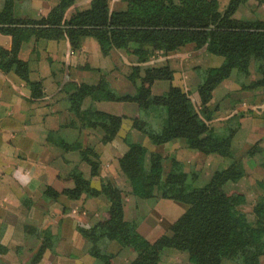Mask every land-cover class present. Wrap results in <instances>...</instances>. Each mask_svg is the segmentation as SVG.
I'll return each instance as SVG.
<instances>
[{
  "label": "trees",
  "instance_id": "trees-1",
  "mask_svg": "<svg viewBox=\"0 0 264 264\" xmlns=\"http://www.w3.org/2000/svg\"><path fill=\"white\" fill-rule=\"evenodd\" d=\"M124 1L127 2L125 10L111 11L110 0H92L88 9L74 12L68 20L57 8L40 19L18 18L6 8L0 12V32L11 35L13 45L10 50L0 47V61L13 70L25 72L28 65L19 59L22 43L32 34L38 38L45 32L68 37L73 50L80 49L87 36L97 39L103 54H108L114 48L132 49L141 64L150 60L153 50H168L171 45L180 47L193 42L197 49L206 48L225 59L221 66L204 70L198 86L203 104L211 102L214 89L233 72L236 77L238 75L239 81L249 76L251 64H254L264 84V23L229 18L236 1L245 3L248 0H231L225 13L220 11L219 0ZM149 47H153V50H149ZM173 76L174 70L168 65H135L129 76L137 86L134 95L120 94L106 78L97 84L70 82L65 90L68 111L74 116L72 125L69 123L68 126L96 129L102 133V142L107 143L117 136L121 118L100 111L96 103L136 100L143 112L135 126L154 144L183 138L193 149L234 158L232 142L241 128L243 113L233 115L223 126L212 127L200 116L188 93L179 86L171 85L168 91L160 95L142 98L145 85L158 79L171 80ZM29 84L34 99L43 96L41 81H30ZM245 84L243 87H246ZM87 98L92 103L85 108ZM57 135L55 131H50L48 139L65 149L81 150L82 158L92 166V174H98V162L92 159V156H98L92 146L83 147V142L72 145L64 140L59 144ZM126 140L129 150L120 159V164L130 180L133 193L142 198L161 196L189 205L179 220L180 224L181 221L184 223L172 237L152 244L139 232L137 222L124 219L120 190L109 181L103 182L101 189H96L81 171L76 170L71 176L75 180V187L62 193L72 199L84 193L91 196L105 194L112 204L111 217L104 223L90 229L79 227L85 238L116 240L121 246H130L140 252V258L128 264H146L159 256V251L170 246L188 251L194 264H222L225 259L237 264H262L264 198L255 203L254 220L250 221L240 209L246 203L245 196L240 193L227 195L220 189L228 178L243 177L244 169L240 161L234 159L219 176L204 186H198L194 179L197 177L178 167L176 161L163 179L164 156L151 152V163L147 165L150 151L144 144L134 142L131 136ZM60 194L52 187L45 190V195L52 198ZM112 258L113 255L108 253L102 255L101 264H111Z\"/></svg>",
  "mask_w": 264,
  "mask_h": 264
},
{
  "label": "crops",
  "instance_id": "crops-1",
  "mask_svg": "<svg viewBox=\"0 0 264 264\" xmlns=\"http://www.w3.org/2000/svg\"><path fill=\"white\" fill-rule=\"evenodd\" d=\"M91 2L92 0H0V12L9 8L18 18L40 19L47 17L52 9L57 8L68 20L74 12L88 9ZM261 2L264 7V0ZM247 6L248 4L243 5L242 8L241 5L233 18L238 21L249 18L248 11L244 10ZM110 8L125 9L127 2L110 0ZM254 12L251 19L264 21V16ZM12 45L13 37L0 32V47L10 50ZM186 46H180L167 53L157 51L148 62L141 64L132 49L114 48L108 54H103L97 39L87 36L81 48L73 50L68 37L45 32L38 38L31 36L24 41L19 59L28 65L25 72L13 70L0 61V264H99L96 254L92 255V251L87 249L88 246L92 248V245H88L87 239L79 231V226L89 227L99 221L102 215L103 218L106 217L104 212H97L106 211L109 203L104 197L82 196L80 199H71L62 193L65 189L73 187L75 182L65 175L67 167L61 148L48 139L50 131L59 130L60 116L68 107L65 86L70 82L86 81L93 70L97 73L105 72L107 77L116 76L117 82L119 75L115 73L135 65H169L175 69L176 77L183 67H186L187 62L192 60L191 57L187 58L189 50L185 49ZM199 52L201 54L194 55L193 58L207 57L210 60L209 66H221L224 62L223 57L209 53L206 49ZM93 80L91 78V81ZM30 81L42 82V97H32ZM111 81L112 85L113 79ZM174 82L183 87L180 79ZM232 84V90H240L241 86L235 78ZM258 91L260 96L246 101L245 107L241 108L249 112L243 117L242 126L234 139L237 140L241 135L244 137L243 143L247 146L259 143L258 154L251 156L244 163L247 172L243 180L244 183L256 187L259 197L262 198L264 90ZM88 103L87 99L85 104ZM109 104L117 103L100 101L97 102V107H106ZM124 126L125 123L117 139L97 147L102 166L100 175L92 180L96 187L100 186L103 178L116 179L120 176L118 159L127 150L121 137ZM59 133L68 139L79 135L77 129L70 127H62ZM83 137L87 139L88 136ZM181 147L183 148V145L179 140H173L159 146L152 145L149 150L163 153L177 151ZM251 169L254 170L253 174ZM231 180L239 184L238 179ZM48 187L61 194L57 198L45 195ZM170 201H157L147 218L141 217L139 230L148 240L153 242L160 235L146 234L142 229L143 225L157 212L164 213L165 217L171 216L169 208L174 201ZM88 215L90 216L87 217ZM117 246L114 242L111 243L110 251L113 252ZM261 263L264 264V255L261 257ZM223 264L237 263L226 259Z\"/></svg>",
  "mask_w": 264,
  "mask_h": 264
},
{
  "label": "rangeland",
  "instance_id": "rangeland-1",
  "mask_svg": "<svg viewBox=\"0 0 264 264\" xmlns=\"http://www.w3.org/2000/svg\"><path fill=\"white\" fill-rule=\"evenodd\" d=\"M230 1L231 0H228V1L219 0V6H220L221 12L223 13L226 12L230 4ZM261 1L263 0H248L245 3L236 1L231 12L229 13V18H231L234 21H238L233 18V15L235 13H236L235 15H237V9L241 7V5L243 8V5L248 4L247 6L248 8L246 7V9L244 8V10L248 11L247 13H248L249 18L243 19V20L264 23V21H261V20L259 21V20L251 19L252 17H254V13H255L254 11H256L259 15L264 16V7L262 6ZM114 9L116 10V8ZM125 9H120V10H125ZM111 11L113 10L111 9ZM239 21H242V20H239ZM31 36H35V35L32 34ZM31 36H29L28 38H30ZM186 45H184L186 46L185 49L189 50L187 58L188 59L192 58L191 62L190 61L187 62L188 64L186 65V67H183L184 69H182L177 74L176 77H175V69H173L170 66L174 70L173 79L171 80L158 79V80H155L151 84L145 85L142 90V98H147L150 95H160L168 91L171 85L178 86L175 84L174 81H178L180 79L183 87L181 86L179 87H181L185 92L188 93V95L191 97L192 101L194 102L200 116L203 119H205L209 123L210 126L212 127L223 126L226 120H228L230 117H232L235 114L238 115V114L243 113V116H245L246 113H248L249 111L245 112L241 110V108L245 107L244 103L246 101H251L253 97L256 98L260 96V93L258 90H261V89L264 90L263 78L261 79V76L256 72L254 64H251L250 75L243 77L241 81H239L238 75L236 77L235 72H233L228 78L223 80L214 89L213 98L211 102L205 105L202 103L201 96L198 92V86L203 79L204 70L206 68L214 67V66H209L210 60L207 57L198 56V58L197 57L193 58L194 55L201 54L199 50L206 49V48L197 49L196 44L193 42L188 43ZM175 49H178V47L175 45L173 46L171 45L170 48H168V50H165V49L153 50V47H149V50H153L152 56L156 55L157 51L158 52L162 51L164 53H167L168 51L175 50ZM192 51H195V52H192ZM206 51L208 50L206 49ZM143 67H146V66H143ZM154 67H157V66H154ZM199 68L200 70L198 72ZM89 69L91 68L89 67ZM132 73H133V67L132 68L130 67V69L123 68V71H120V73H115L116 75L117 74L119 75L117 82H115L116 76H114L113 78H111L112 76L107 77V74L105 72L97 73L96 71L93 70V72L89 73V75L94 80L91 81V78L87 77L89 79H87L86 81H81V82L97 84L99 81H101L104 78H106V80L111 78L113 79V83H112L113 88H115L120 94L129 93L131 95H134L137 91V86L135 82L132 81L131 78L129 77ZM197 73H199V75H197ZM234 78L236 82L239 83V85L241 86L240 90H232V85H233L232 83L234 82ZM111 79L108 80L109 83L112 82ZM244 82L246 83L245 84L246 87H243ZM195 89L197 90L195 91ZM87 99L89 103L88 104L84 103L85 108L89 107L90 104L92 103L90 98H87ZM109 102H116L117 104H109V106H106V107L102 105L100 106V108H98L97 103H96V107L100 111L108 112L110 114L120 116L121 128H123V124L125 123L124 130H123L124 132L122 133V136H121L124 144L127 147V150L125 151V153L129 150V144L126 140V138L129 136L132 137L134 142H137V143L140 142L144 144V146L148 150H149V147H151L152 145L159 146V144L158 145L154 144V142L151 140L149 136L144 135L142 134V132L137 130L135 126L137 122L139 121V119H141V111L143 112V109L140 106L139 101L125 100V101H109ZM68 107H69V103H68ZM68 107L67 109L63 111L64 114L60 116L59 130L62 127L75 128L78 130L79 135H76L74 139H68L66 136L61 135V133H59V130H56L55 132L58 134L56 139H58L59 144L60 142H62V140H64L66 142H69V144H72V145L78 144L79 142H83V147L92 146L94 148L93 152L96 153L98 156V157L92 156V159L98 162L99 172L98 174H92V166L88 161L82 158L81 150L74 149V148L65 149V147L60 144L58 146L62 150V157L64 158L66 162V167H67L66 168L67 173L65 174L66 177H68V179H71L75 182V180L71 177L72 173L76 170L81 171L84 174L85 178L89 179L91 181V185L96 189H101L103 182H108V181L111 182V184L115 188L120 190L121 197H122V203H123V209H124V219L129 222H133V221L137 222L138 230H139V224L142 222L141 217L148 216L147 214H149L151 210L155 208L157 201L162 200L164 198H160L161 196H158L159 198H142L133 193L130 180L128 176L126 175V173L121 168V164H120V159L124 156L125 153L118 159L120 176H118L116 179L109 178V177L103 178L101 179V183L99 187L94 186L92 180L94 179L95 176L100 175L101 166H102L101 155L98 153L97 147L98 145H102V144L105 145V144L113 142L115 139L118 138L119 134H117V136L113 140L107 143H103L101 140L102 133H100L96 129H92V128L81 129L78 126L77 127L68 126L69 123L70 124L72 123L73 116H74L73 113L68 111ZM112 111L117 112V113H113ZM242 119H241V126H242ZM128 125H129V129H128ZM85 135L88 136L87 139L83 137ZM243 138H244L243 136L239 135L238 139L236 138L237 140L233 139L232 152L234 154V158L225 157L218 153H205V152L191 148L190 145L188 144L189 142L183 138L175 139L177 141L179 140L182 143L183 148L181 147L177 151H173V152L169 151V152H163V153L155 150V152L161 153L164 156L163 179H165L167 175L170 173L172 166H173V162L176 161V164L178 167L182 168L183 170H185L186 172L190 174H194V176L197 177V178H194L196 185L204 186L205 184L210 182L213 178L219 176L223 172V170L227 169L232 164L233 160L236 159L242 163V166L244 169L243 177L238 178V180L239 181L241 180V181L240 182L238 181L239 184H236L237 182L235 183L233 180H231V178H235V179L237 178L230 177L221 184L220 189L227 195H231L233 193L243 194L245 196L246 203L241 205L240 209L248 215L250 221H253L254 220V213H253L254 205L256 202L261 200V197H259L260 195L256 187L248 183H244L245 180H243V178L244 176H246L245 174L247 172V170L245 172L244 163L245 161L250 159L251 156L258 154L259 143H257L256 145L247 146L245 145V143H243ZM234 142H235V146H234ZM149 151L150 152H148L149 154L147 157V165L151 163L150 153L154 152L151 150ZM251 171L253 174L254 170L251 169ZM74 187L75 185L71 188H74ZM67 189H70V188H67ZM82 196H85L86 198L104 197V199L107 200V202L109 203V208H107L106 211L103 210V211L97 212V214L98 213L101 214V212L102 213L104 212L106 217L103 218V215H102L99 221L97 220L95 221L93 225L89 227H85V228L87 229L93 228L94 226L98 224L104 223L107 219L111 217L112 204L109 198L105 194H100L98 196H91V195L84 193L77 199H80ZM262 198H264V196ZM167 200L174 201L173 203H171V206L169 208L172 212V213L170 212L172 215L165 217L164 213L157 212L142 227L143 231L146 234L150 233L151 235H160V237L155 239L153 242L147 239L152 244L157 243L159 240L163 238L165 239L166 237H172L178 231L180 225L184 223L183 221H181V224H180L179 220L181 219L180 217L184 216V214L187 212L189 205L183 202H179L177 200H172V199H167ZM94 213L95 212H93V214ZM89 216L90 215H88L87 217ZM156 227L158 228L156 229ZM139 232L142 234L140 230ZM143 236L147 238L145 235ZM87 242H88V245L89 243L90 245H92V248L88 246L87 248L88 250H91L95 254H100L99 256L96 255V258L99 264L102 263V260H101L102 255L107 254V253L113 255L111 264H128L140 258V252L136 251L134 248L130 246H125V247L121 246L120 243L117 242L116 240H109L106 238L87 239ZM113 242L118 246L116 249L113 250V252H111L109 246ZM155 257L156 258H154L151 261H148V263L146 264H194L190 260V253L188 251L176 249L171 246L163 248L161 251H159V256H155ZM120 261H122V263H119Z\"/></svg>",
  "mask_w": 264,
  "mask_h": 264
}]
</instances>
